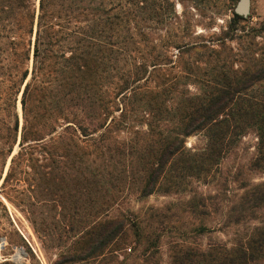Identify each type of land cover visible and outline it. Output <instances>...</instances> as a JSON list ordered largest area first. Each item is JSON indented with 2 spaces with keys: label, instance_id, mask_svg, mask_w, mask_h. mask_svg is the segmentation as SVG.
<instances>
[{
  "label": "trees",
  "instance_id": "1",
  "mask_svg": "<svg viewBox=\"0 0 264 264\" xmlns=\"http://www.w3.org/2000/svg\"><path fill=\"white\" fill-rule=\"evenodd\" d=\"M232 2L234 6L238 0ZM140 5V0H0V86L5 82L11 88L24 86L31 74L23 104L36 96L34 115L43 121L42 130L56 131L47 123L54 118L71 124L60 137L65 159L83 163L86 151L76 141L79 132L88 136L105 128L121 99L123 120L135 111L149 115L147 139L131 143L112 139L108 134L115 128V118L109 129L92 139V185L98 193H107V197L95 194L92 200L97 218L103 207L123 200L133 186L147 197L156 192L193 193V182H213L222 163L251 132L259 137L258 160L264 162V51L254 56V38L248 43L243 70L233 68L235 59L222 58L211 49L206 67L194 72L198 94L164 84L155 92L147 86L150 65L146 57L137 55L142 54L137 41L143 14ZM231 9L237 25L242 18ZM149 12L151 20L155 17L152 6ZM183 47L190 52L205 48ZM152 59L154 67L157 58ZM35 128L26 118L22 147ZM18 129L17 123L14 131ZM194 135L201 136L204 145L189 150L186 140ZM193 194L184 212L203 217L196 232L205 233L208 227L209 234L222 231L211 226V214H218L219 208ZM234 214L231 208L225 219ZM105 217L88 234L93 258L103 256L125 235V221ZM163 225L160 221L156 228L157 238ZM173 264H264V229L246 240L210 242L203 250L189 247L173 256Z\"/></svg>",
  "mask_w": 264,
  "mask_h": 264
},
{
  "label": "rangeland",
  "instance_id": "2",
  "mask_svg": "<svg viewBox=\"0 0 264 264\" xmlns=\"http://www.w3.org/2000/svg\"><path fill=\"white\" fill-rule=\"evenodd\" d=\"M238 2L233 6L232 0H140L143 14L137 41L142 54L137 55L146 57L150 65L147 86L156 92L163 84L177 85L198 94L199 81L194 72L206 67L211 49L222 58L235 59L233 68L241 71L248 43L254 38L251 50L259 57L264 51V0H251L249 16H240L242 20L236 25L231 8L235 12ZM151 6L155 17L149 20ZM185 44L205 48L190 52ZM152 58H157L154 67ZM32 63L33 57L30 71ZM30 80L31 74L24 86L11 88L10 82L0 86V264H173V256L189 247L203 250L210 242L246 240L264 229V162L258 160L259 137L255 131L240 141L213 182H193L191 187L198 197L219 208L218 214H211V226L222 231L209 234L208 227L205 233L196 232L203 217L184 212L189 210L187 204L193 193L156 192L142 197L136 186L117 204L100 209L97 218L92 200L95 194L107 197V193H98L92 185V139L109 129L114 118L115 128L108 134L112 139L127 143L147 139L149 115L135 111L123 120L121 99L106 119L105 128L88 136L79 132L76 141L84 147L86 157L77 165L63 157L65 147L60 143L66 126L71 124L54 118L47 123L56 131L42 130L43 121L34 115L38 110L33 109L38 105L36 96L24 106L23 93ZM26 118L36 128L22 147ZM203 145L199 135L186 140L189 150ZM231 208L235 214L227 220ZM105 216L110 221H125V235L103 256L93 258L89 236L94 227L105 222ZM160 221H164V231L157 238Z\"/></svg>",
  "mask_w": 264,
  "mask_h": 264
},
{
  "label": "water",
  "instance_id": "3",
  "mask_svg": "<svg viewBox=\"0 0 264 264\" xmlns=\"http://www.w3.org/2000/svg\"><path fill=\"white\" fill-rule=\"evenodd\" d=\"M251 0H239L235 13L241 17H247L250 14ZM16 259V257H14Z\"/></svg>",
  "mask_w": 264,
  "mask_h": 264
}]
</instances>
